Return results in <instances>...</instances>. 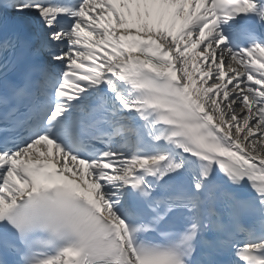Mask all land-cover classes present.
<instances>
[{"label": "snow or ice", "instance_id": "obj_1", "mask_svg": "<svg viewBox=\"0 0 264 264\" xmlns=\"http://www.w3.org/2000/svg\"><path fill=\"white\" fill-rule=\"evenodd\" d=\"M0 264H264V0H0Z\"/></svg>", "mask_w": 264, "mask_h": 264}]
</instances>
